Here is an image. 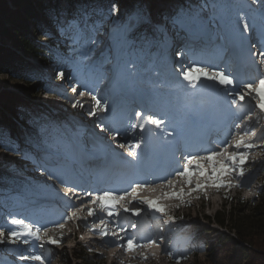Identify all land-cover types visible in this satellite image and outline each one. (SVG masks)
<instances>
[{"label": "rangeland", "instance_id": "rangeland-1", "mask_svg": "<svg viewBox=\"0 0 264 264\" xmlns=\"http://www.w3.org/2000/svg\"><path fill=\"white\" fill-rule=\"evenodd\" d=\"M243 2L248 7L260 11L264 7V4L260 3L259 0H243ZM8 6L9 8L14 9L10 3ZM64 9L65 8L62 7L61 10L63 11ZM126 21L127 19L124 22ZM220 24L221 23H219L216 28V34H221L222 38L225 37V40L223 39L224 42L226 41V38L234 37V40L237 42V44H239L238 40L235 38L236 34L233 30V23L224 21L222 22V25ZM261 30L259 31H261L263 33L262 35L264 36V29ZM187 37V33L179 27H175V29L171 30V32L166 30V38L172 41V44L170 47L165 48V52L168 59L173 62L174 75H177L178 77H181V75H179L175 69L187 68L191 66L193 62L190 56L187 57L185 53L183 56L177 55L178 52H181L179 51V48L182 46H179L181 45L180 43H177L176 45H173V43L176 41V39L180 40L182 38H185L186 41ZM44 40L45 39H43V41ZM212 40H214V45H218L215 41V38ZM234 40L229 42V47L230 45L234 44ZM185 41L182 44L186 46L187 43ZM4 43L9 45L7 41H4ZM0 44H2L1 40ZM66 48L69 49L68 46ZM170 48L173 49L171 53H169ZM123 49H120L121 53ZM103 51L104 47L102 46L101 49L97 51V56ZM118 51L119 49L115 50L110 66L117 62V55L119 54ZM252 53L253 52L250 51L249 57H252ZM226 55H228V53H226ZM28 60L38 69L44 83L50 85L54 90L48 88L49 91H51V93H48V91L43 88H36V82H31L29 84L17 78H11L7 75H0V93L3 90L13 92L21 97H27L35 104L47 108L64 129L67 139L70 141L73 140L75 142V146L79 144L85 147V138L92 137L95 140L94 146H98L97 150L99 148L109 149L110 147L112 149H118L113 150L115 152L107 151L104 154H100L101 152L96 151V153H99V155L96 154L98 156L91 157L95 156L94 154H89L92 153L91 150H88L87 147H85L89 152V156L87 151L83 148L84 158L83 161L80 162L86 169L89 167V172L93 170H96L94 171V174L100 172L102 169L97 167L103 166V163L113 161L115 158L113 157L114 153H122L123 157L126 159H132L130 156H128V153L130 154L129 150L116 147V142L112 140L111 133L101 132L98 125L101 122L107 123V119L113 112L114 108L117 107V104H122V95L125 96L124 98L130 97L129 94L136 95L137 91L135 89L129 90L125 93H117L113 99L112 95H110L108 92V87L105 80H103L102 84H100V87H102V91L100 93L101 97L97 99H101V103L109 104L110 102L112 110L111 112L107 113L98 111L97 116H90L89 111L93 109L95 105V100L93 97L96 98V95L95 93L88 94V100L85 99L80 101V97L84 94V89L82 86L78 88V86H74L69 83L71 81L70 75L72 73L70 68L58 61L43 62L37 57H31ZM200 65L207 67L204 64ZM110 66L106 65L105 69L100 70V73H98V75H104L102 78L107 79L108 82L117 76V72L111 70ZM247 68L249 67L246 66L242 69L247 70ZM85 69L87 68L84 67V70ZM61 71L64 72V77L62 80H67H65L64 84L62 85V82H57L56 80L58 78V73ZM263 72V69H261V74L257 72V75H259L258 78L254 77L253 81L251 82L258 81L259 77L264 76L262 74ZM112 74H114L113 78H111ZM44 76L47 78V80L44 78ZM105 76H109V78ZM68 87H71V89L68 90ZM73 87L76 88L75 92L72 91ZM222 87L223 86H217L214 82L210 81L206 87L199 88L200 91L208 88L210 89L206 97L194 99L196 103L202 105L201 107L195 108L194 113L199 110L206 111L211 109L216 112V115H219L221 110H219L220 107L218 106V100H222V103L224 102L227 104L228 108L231 109L226 101V98L224 97V94L219 91V89ZM56 92H60L61 97H59ZM142 94L143 93L140 90L138 92V97H143ZM65 95H68V97ZM76 101H80V104L83 106L73 107L72 105ZM128 101L132 103L134 102V106L136 104L139 105V103H143V100L141 99L129 98ZM160 104V108L163 110V112L159 116L164 117L166 121H171L172 128H176L177 131H180L181 128L179 125H177L178 118H173L176 111H170L164 102ZM234 107L237 109L234 111V113H238V118L241 117V112L245 113L243 115H246L249 112L253 114V121L251 123L254 126L255 135L250 133L249 135L245 136V140L256 144V148L251 150L248 154V159L244 166L245 175L243 177H239L236 174H229L228 176L224 177L225 184L229 186L217 188L209 182L208 186L202 191H192L191 188L184 183V180L178 179L180 183L179 191L183 189V192L188 194L183 195L182 198H171L170 194L167 197L161 195L158 196V199H154L158 201L161 206L162 204L164 205L166 209L165 214L156 213L152 210H149L146 205H139L138 203L136 206L142 209L139 216L134 215L132 212L124 211L125 207H133L128 203H124L119 209H116V211L120 213L118 218L115 216L108 217L107 213L102 210L100 211L101 215L103 216L102 219L108 227L107 236L100 235V232H95V230L98 229L102 224H95V221L89 222V218L93 215L90 216L88 213L83 214V206L79 208V211H77L78 218L65 220V217L74 211L72 207H74L73 205H75V203H70L69 198L64 195V185L58 182L55 177L48 179L49 175L51 174V170L46 169V167L48 166L51 169L52 164L54 165V161L50 156L39 150H36L37 147H40L39 145L30 142L31 145L27 143L28 145L26 146L25 143L21 142L18 151L19 155H12L9 151L6 152L4 150H0L1 171L10 173L15 177H18V175L16 176L14 173H19L20 175L26 176L22 179L44 185L43 188L38 189L36 188L37 186L35 184L33 185L35 191H38L39 194H42L41 199L34 200L33 197H30L26 199L24 203L25 208L31 210L30 213H32L33 217L38 218L36 221V227L41 228L39 238L31 236L28 244H24L22 242L12 243L9 241L7 233L4 231V243H0V254L4 253L5 248H8L9 250L4 253V255H6L5 262H2L1 264H242L238 260L237 262L234 260V251L230 249L229 245L218 247L216 244V247L214 248L216 252L212 256H207V253L205 252L197 253L199 250H195V252L193 243L188 241V239L198 230H201L202 236L204 238L208 237L212 239L214 236H220L223 234L233 237L234 232H231L229 229L221 228L219 225L215 224V215L219 212H222L225 207L226 210H228L230 205L232 209H239L241 201H243L244 206H241L242 210L239 212H247L260 202V196L264 189V114L260 113V109L257 108L254 101L250 100L248 97L245 98V101L238 102V104ZM115 111L116 113L114 116L116 114H120L119 109ZM143 112H145L146 115L151 114L156 117V114L153 110L149 111L147 109ZM209 113H211V111ZM6 115L9 118H13V115L10 113H6ZM129 116H133L132 112H129ZM256 116H260L258 121L255 119ZM229 126L232 127L233 124L232 126ZM149 128L153 129V127H149V125L146 126L145 136H148L147 133ZM172 128H169V131H171ZM18 130L26 135V138H28L27 132L19 123H17L16 132H19ZM130 136L131 135H128L127 138ZM120 137L121 139L119 138L118 140H121L122 142L119 143H125L123 142L124 138L122 136ZM136 137L138 138L139 135L137 134ZM155 143L162 146L160 141H155ZM169 143L170 142L164 143L163 147L166 148L169 146ZM100 144L103 147H101ZM28 146L31 147L30 151L33 152V156L35 158V152L37 153L38 165H36L34 161H31L30 151L27 148ZM77 148L80 149L79 147ZM45 149L48 148L45 146ZM54 151L62 152L63 150L54 149ZM165 151L167 152L166 149ZM229 151L231 152L232 149L229 148ZM42 154L45 157L40 160L39 156ZM69 155L73 156V154ZM87 157H89V161L86 159ZM106 159L107 161L105 162ZM66 162H68L67 159ZM60 172L61 170H59L57 173ZM193 182L194 185L195 178L193 179ZM162 183H160V185L159 182L150 183L156 185L149 186V188L146 189L157 191V188L159 189L161 188L160 186H163ZM236 185L240 186L237 187ZM55 186L57 189L52 188ZM153 188L155 190H153ZM51 191H55L56 193ZM51 193L60 195L63 200L59 199L57 203L53 200L55 197L53 198L49 196L50 198L47 201V205H45L43 202L44 198L48 197L46 195ZM33 201H36V203H33ZM86 205H92L90 200L86 203ZM44 209L53 210V214H57V217L48 220L44 219L45 221H41L40 218L42 219L44 217L41 215L42 212H44ZM64 210H66V213L62 214ZM86 221L89 226H91L90 228L86 229L84 226H82V223ZM147 222H150L149 224L151 227L147 226ZM46 224L47 226L43 227V225ZM58 224H64V227L61 229L56 226ZM121 224H124V227L128 229L127 234L129 236H133L136 240L141 239L140 241L146 244V241L153 239L156 240V243L126 252L125 248L118 246L120 244H124L126 241V239L125 241H121L119 239V237H121L120 234L123 233L120 231L119 227ZM132 224L136 225L135 229L131 227ZM156 226L158 229H156ZM45 228L47 229L46 234L44 231ZM156 230L157 235L154 234ZM113 233H116V235L113 236ZM151 233L154 235L149 237ZM161 237H163L162 241ZM50 238H54L60 242L58 244L49 243ZM253 243L254 247L252 248L258 251V253L251 257L248 264H264V231L256 233ZM41 245H43V247H41ZM169 251L172 253L171 256L168 255ZM21 255H39L44 259L43 261H21L19 259ZM145 256L147 259L144 258ZM179 257L185 258L179 259ZM129 259L131 261H127Z\"/></svg>", "mask_w": 264, "mask_h": 264}, {"label": "trees", "instance_id": "trees-1", "mask_svg": "<svg viewBox=\"0 0 264 264\" xmlns=\"http://www.w3.org/2000/svg\"><path fill=\"white\" fill-rule=\"evenodd\" d=\"M9 3L14 9L9 8ZM113 5L118 9L115 15L119 18L114 22L115 28L141 9L149 15V24H142L133 30L134 40L146 32L150 34L156 25H163L169 31L174 30L171 18L178 14L200 13L210 16L218 26L224 21L233 22L237 12H243L254 19L255 27L264 24V7L261 11L256 10L248 7L243 0H0V75L29 84L36 82V88H43L51 93L48 88H53L44 83L29 58L37 57L43 62L58 61L72 69L74 75L81 73L83 67L70 49L65 47L64 37L56 23L62 7L74 9L87 6L107 11ZM161 40L163 42L143 47L130 41L131 46L124 48L114 89L123 90L138 85L147 95L149 104L167 101L169 105L182 108V103L191 104L190 100L206 94L208 89H192L182 76L174 75L173 62L165 52L172 41L166 37H161ZM180 41L176 39L173 45ZM133 64L134 67L130 68ZM57 80L61 82L62 78L58 76ZM6 113L12 114L13 118H9ZM17 123L24 127L28 138L19 130L16 132ZM85 139L84 145L94 148L92 145L95 140L92 137ZM21 142L26 146L33 142L40 147L46 146L49 150L60 149L71 155H79L72 142L67 139L64 129L47 108L33 103L27 97L3 90L0 93V150L9 151L4 145L19 149ZM27 148L30 151L31 147ZM9 152L19 155L18 151ZM30 157L34 161L32 151ZM33 185V182L0 170V227L6 233L15 227L9 224L11 218H22L37 226V218L24 206L26 199L40 196ZM241 206H244L243 201L237 210L232 209L231 205L228 210L225 207L214 218L216 225L234 232L233 237L225 234L214 236L212 242L211 238H204L201 230H198L188 239L193 243L194 251L199 250L197 253L205 252L207 256H212L216 252V244L218 247L229 245L234 251V260L248 264L251 257L258 253L252 248L254 237L257 232L264 231V189L258 205L247 212H239L242 210ZM30 237L26 239L29 241ZM8 250L5 248L4 253ZM4 253L0 254V264L5 262ZM195 256L197 257L196 254Z\"/></svg>", "mask_w": 264, "mask_h": 264}, {"label": "snow or ice", "instance_id": "snow-or-ice-1", "mask_svg": "<svg viewBox=\"0 0 264 264\" xmlns=\"http://www.w3.org/2000/svg\"><path fill=\"white\" fill-rule=\"evenodd\" d=\"M264 4V0H259ZM118 9L113 5L107 11H100L96 8H89L87 6H80L77 8H65L57 16V25L59 31L64 37L66 46L74 54V58L82 64L84 67L92 71L104 70L105 66H110L113 60V54L116 49H123L130 45V41L144 45H153L154 43L163 42L161 37H166V29L163 25H156L153 27L152 32L142 34L138 39L134 40L132 35L133 30L138 28L142 24H149L150 17L144 10H139L137 13L130 16L126 22L120 25L119 29H115L114 22L119 19L115 13ZM203 10L201 9V13ZM171 23L174 27H179L188 34L189 43L192 45L206 44L211 42L213 35H215V41L217 44L221 43V38L216 34L217 22L210 16L206 17L203 14L188 15L178 14L176 17L171 18ZM233 30L237 35L239 41L243 43L244 40L249 39L250 35H255L256 28L254 19L248 16L246 13L237 12L235 20L233 21ZM251 44V41L249 40ZM104 47V51L99 56L96 55L97 51ZM252 48H255V44H251ZM224 51L227 53L228 45L224 44ZM177 55L183 56L184 52H178ZM253 56L257 55L255 52ZM259 56L264 58V51H261ZM226 60V57H225ZM134 67L130 65V68ZM183 80L187 82L188 86L192 89L204 88L208 85V82H214L217 86H223L219 89L224 94L226 101L232 111L237 109L234 107L238 102L245 101L248 97L254 101L255 106L260 109V113L264 114V76L259 77L256 82H238L234 74L230 71H226L223 67H217L210 65L208 67L201 66L198 63H193L187 68L175 69ZM60 78L64 77V72H59ZM202 82V83H201ZM199 85V88H198ZM72 91L75 92L76 88L73 87ZM95 105L93 109L89 111L90 116H97V112L109 111V105L107 103H101V99L93 97ZM73 107L83 106L80 101H76L72 105ZM209 113L205 110H199L195 113L189 114V120L191 125L195 126L207 118ZM258 121L260 116H256ZM253 114L251 112L239 117L233 122V126L229 129V134L224 139H218L214 143L217 145L215 149H203L197 148L195 151L188 152L187 154L181 153L182 164L175 172L171 174V177L165 178V184L169 187H175L179 181L175 180V177L183 178L184 182L191 188L192 191H202L206 188L209 182L217 188L229 186L225 184L224 177L229 174H236L239 177L245 175V164L248 159V154L251 150L256 148V144L246 141L245 136L255 135L254 126L252 125ZM154 126L153 129H148V136H145L146 126ZM99 130L103 133H111V138L116 142V147L120 149H128L133 162H138L141 155L152 147V140L154 137H158L160 141H166L169 139H175L181 135V132L176 128H172V122L166 121L164 117L156 118L154 115L145 114L142 111H135L132 121L129 122L128 131L139 132L140 135L137 139H127L125 143H119L118 138L121 136L119 130L114 129L111 125H106L101 122ZM169 128H172L169 131ZM9 151H19L18 148L4 145ZM229 148L232 151H229ZM55 177L59 179L61 183H65L63 179L56 176L55 173H51L48 179ZM195 178V184L193 185V179ZM203 181V182H202ZM150 185L147 183L135 182L126 192L117 194L114 191H100L93 197L92 192H87L86 195L93 197L90 203L98 205L100 209L107 213L108 217H119L120 213L116 211L117 206L121 201H125L128 197H131L133 201H137L139 205H146L149 210L156 213L165 214L166 209L162 207L156 200L141 197L140 192ZM239 187L240 185H236ZM153 190H155L153 188ZM71 192L75 195L74 187H69L67 192ZM184 193L183 189L179 192L174 191L171 194L172 198H182ZM164 197L168 194L164 193ZM71 203V199L69 198ZM76 209L71 214L65 217L66 220H72L77 217ZM125 212H132L134 215L139 216L142 209L137 206L131 208L125 207ZM95 214V209L89 208L88 215ZM100 223L103 224L104 220L101 218ZM11 226L7 233L8 239L12 243L20 241L24 244H28L26 237L33 236L39 238L41 228L35 227L33 223L26 222L22 218H11L9 220ZM59 228H63L64 224L56 225ZM119 226V225H118ZM121 232L127 233L128 229L119 226ZM133 229L136 228L135 224H132ZM45 234L47 229H44ZM100 235L107 236L108 229L104 227L100 229ZM116 233H113L115 236ZM5 232L0 227V243H4ZM62 239V237H61ZM120 240H125V237H119ZM163 237H161V241ZM60 241L50 238L49 243L58 244ZM156 240L149 239L147 244H155ZM125 248V251H133L138 248L145 247L146 244L142 241H137L133 236H128L124 244L118 245ZM43 247V245H41ZM200 250H203L202 248ZM168 255H172L169 251ZM147 259V257H144ZM185 257H179L183 259ZM21 261H43V257L39 255H21L19 257Z\"/></svg>", "mask_w": 264, "mask_h": 264}, {"label": "bare ground", "instance_id": "bare-ground-1", "mask_svg": "<svg viewBox=\"0 0 264 264\" xmlns=\"http://www.w3.org/2000/svg\"><path fill=\"white\" fill-rule=\"evenodd\" d=\"M220 25H222V23L220 24ZM259 30H261V29H258V28H256V32H255V35H252L250 38H253V39H255L256 38V40L259 42V43H261V41H264V36L262 35L263 33L261 32V31H259ZM171 32V31H170ZM188 35V34H187ZM217 35H219V37L221 38V43L220 44H218V45H214V40H212L211 42H208V43H206V44H197V45H192V44H190L189 43V37H187V40L185 41L187 44H186V46H187V50H188V52L190 53V57H192V58H196L198 55H201L202 57H204V56H206L207 54H210V53H213V52H215V51H220V47H222V49H223V46H224V44H227L228 45V51H227V53H228V55H226V52L224 51V54H223V59L224 60H222L221 61V64H222V66H224L225 64L227 65V67H228V69H229V71L230 72H232L233 74H234V77H235V79L238 81V82H242V81H244V82H251V81H253V78L254 77H257L258 75H257V72L259 73V71H258V69L255 67V65H253L252 64V61H251V59H250V57H249V53H250V51H251V46H249L248 45V43L247 42H244L243 41V43H241L240 41H239V39H238V37H237V35L235 36V38L238 40V43L239 44H237V42L234 40V37H228V38H230V39H228V38H226V41L224 42V40H225V37H223L222 38V35L221 34H217ZM213 38H215V35H213ZM224 39V40H223ZM234 40V44H232V46L230 45V47H229V42H232ZM238 46V47H237ZM170 51H169V53H171V51H172V49L170 48L169 49ZM225 57H226V60H225ZM253 57V56H252ZM246 64H248V66L246 65ZM249 67V68H247V70H243L242 68H244V67ZM48 73V72H47ZM93 73V75L95 76V77H97V75H98V73H100V71H98V72H96V71H93L92 72ZM247 73V74H246ZM49 74V73H48ZM260 74V73H259ZM110 76V75H109ZM109 76H105V77H108L109 78ZM102 77H104V75H101L100 76V78H99V83L100 84H102V81L103 80H105V82H106V85H107V87H109V86H112L113 85V83L115 82V78L114 79H112V80H110L109 82H108V80L107 79H104V78H102ZM114 77V74H112L111 75V78H113ZM44 78H45V76H44ZM46 80H47V78H45ZM239 79H240V81H239ZM61 85H62V83H61ZM50 86V85H49ZM101 91H102V87H100V89H97V92L100 94L101 93ZM117 93H120V91H118ZM116 93V94H117ZM56 94L58 95V96H60V92H56ZM115 94V95H116ZM115 95H112V98L114 99L115 97ZM123 97L121 98V100L123 99V102H124V105H125V107H126V110L128 111V114H129V109L131 108V107H133L134 105V102L132 103V102H129L128 101V99L130 98V97H127V98H124L125 96L124 95H122ZM101 96H99V97H97V98H100ZM134 101V100H133ZM140 104H142V103H139V105ZM137 105V104H136ZM135 105V106H136ZM112 107H111V105H110V110L108 111V112H111V109ZM119 115V114H118ZM236 118H238V115H237V117ZM228 134H229V132H228ZM228 134H227V136H228ZM226 136V137H227ZM120 139H121V137H119ZM118 138V139H119ZM225 138V137H224ZM223 138V139H224ZM71 142H72V145L76 148V146H75V142L73 141V140H71ZM36 150H39V151H41V152H43L44 154H46V155H48V156H50L51 158H52V160L54 161V165L52 164V166H51V169H50V167H46V169H48V170H51L50 171V173H55L56 174V176H59V177H61L62 178V174L63 173H66V174H68V175H71V171L72 170H74L76 173H78L76 176H78V177H84L86 174V172H89L90 170H88V168L86 169L84 166H83V164L81 163V162H78L75 158H70L69 156H68V158H69V162H66V156L64 155V154H61V153H58V152H55L54 150H49V149H45V148H41V147H37L36 148ZM113 152H115V151H113ZM35 154H36V158L34 157V162H35V164L36 165H38V160H37V157H38V155H37V153L35 152ZM80 156H83V149L80 151ZM43 157H45L43 154L42 155H40L39 156V159L40 160H42V158ZM113 157H115V158H118V159H120L121 161H122V158H123V154H117V153H114V155H113ZM84 158V157H83ZM112 159V158H111ZM107 161V159L105 160V162ZM89 166V165H88ZM93 168V167H92ZM59 170H61V172L60 173H57ZM96 171V170H95ZM96 174V173H95ZM168 177H171V176H168ZM63 179V178H62ZM58 180V182H60L61 183V181L59 180V179H57ZM175 180H177V179H175ZM165 179L164 180H155L154 181V183L155 182H159V185H160V183H162L163 184V186H160L161 188H157V191H151V190H148V189H146V190H142L141 192H140V196L141 197H146V198H149V199H152V200H154L155 198L156 199H158L159 197L158 196H163V194L164 193H167L168 194V196L170 195V194H172L174 191H176V192H179V184L180 183H177L176 185H175V187H169V186H167L166 184H165ZM179 181V180H178ZM59 183V184H60ZM153 183V182H152ZM185 183V182H184ZM194 183V182H193ZM158 184V183H157ZM161 184V185H162ZM186 184V183H185ZM150 186H154V185H156V184H149ZM158 186V185H157ZM56 187V186H55ZM52 188H54V187H52ZM149 188V187H148ZM149 191V192H148ZM157 192V193H156ZM54 193H56V192H54ZM145 193V194H144ZM46 196H48V197H46V198H44V204L45 205H47V201H48V199L50 198V197H55V199H53L54 200V202H57L58 203V201H59V199L60 200H63V198L60 196V195H57V194H53V193H51V194H47ZM50 196V197H49ZM172 198V197H171ZM82 202V201H81ZM81 202H79V203H77L76 205H73L74 207H72L73 208V210H76V209H79V208H81L82 206H83V210H82V213L83 214H86V213H88V209L89 208H93V209H96V205H90V206H88V205H86V203L87 202H85V205H86V207L84 206V204L83 203H81ZM33 203H36V201H33ZM124 203H129L130 205H132V206H136V204H137V201H133L132 199H131V197H128L125 201H121V203H120V205H118L117 206V209H119L120 208V206L122 205V204H124ZM162 206L164 207V205L162 204ZM55 208V207H54ZM68 208V207H67ZM68 210V209H67ZM66 210H64L63 212H62V214L63 213H66L65 212ZM167 212H168V210H167ZM99 213V212H98ZM61 214V215H62ZM103 216L101 215V213H99V214H96V215H93L92 217H90L89 218V222L90 221H95V224H98V223H100L99 221H100V219L102 218ZM151 218V217H150ZM40 220L41 221H45L44 219H41L40 218ZM66 220V219H65ZM107 223V222H106ZM150 222H147V226H150L151 227V225L149 224ZM90 225H91V223H90ZM94 225V224H93ZM158 225V224H157ZM82 226H84V228H90L91 226H89V224L87 223V221L86 222H83L82 223ZM123 227H124V225H122ZM104 227H107V225L104 223V224H102L98 229H96L95 230V232L96 233H99L100 232V229H102V228H104ZM110 228V227H109ZM107 229H108V227H107ZM156 229H158L157 228V226H156ZM154 233V232H153ZM155 235H157V230H156V232L154 233ZM154 234H150V236L149 237H151V235H154ZM120 236L122 237H125V239H127V237L129 236L127 233H121L120 234ZM149 237H147V238H149ZM106 239H107V237H106ZM121 241H125V240H121ZM137 241H139V240H137ZM147 245H149V244H147V241H146V246ZM111 249H113V248H111ZM139 249V248H138ZM108 250V249H107ZM117 256V255H116ZM136 256V255H135ZM135 258V257H134ZM127 261H131L130 259L129 260H127Z\"/></svg>", "mask_w": 264, "mask_h": 264}, {"label": "water", "instance_id": "water-1", "mask_svg": "<svg viewBox=\"0 0 264 264\" xmlns=\"http://www.w3.org/2000/svg\"><path fill=\"white\" fill-rule=\"evenodd\" d=\"M39 186H42V185H39Z\"/></svg>", "mask_w": 264, "mask_h": 264}]
</instances>
